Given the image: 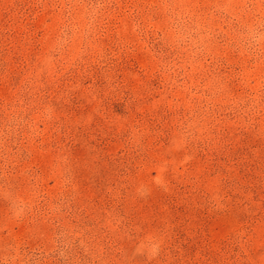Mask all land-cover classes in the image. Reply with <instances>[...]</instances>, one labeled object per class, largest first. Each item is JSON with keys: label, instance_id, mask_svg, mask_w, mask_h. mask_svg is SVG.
<instances>
[{"label": "rangeland", "instance_id": "1", "mask_svg": "<svg viewBox=\"0 0 264 264\" xmlns=\"http://www.w3.org/2000/svg\"><path fill=\"white\" fill-rule=\"evenodd\" d=\"M0 264H264V0H0Z\"/></svg>", "mask_w": 264, "mask_h": 264}]
</instances>
